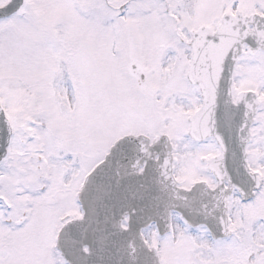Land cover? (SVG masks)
<instances>
[{
    "label": "water",
    "instance_id": "obj_1",
    "mask_svg": "<svg viewBox=\"0 0 264 264\" xmlns=\"http://www.w3.org/2000/svg\"><path fill=\"white\" fill-rule=\"evenodd\" d=\"M250 26L254 28L253 31H250ZM245 45L252 54L263 48V19L225 17L214 35H210L207 29L192 34L193 55L188 80L200 88L203 107L190 120L191 137L199 142L214 138L220 146L221 155L213 160L211 169L220 181L219 188L211 191L201 184L190 192L178 189L172 174V159L168 154L170 149L167 142L161 143L155 149L161 156L155 164L164 187L160 191L166 197V203L157 205L150 212L151 215L142 216L135 207L137 201L132 202L129 191L123 185L111 192L105 189L107 180L118 170V165L125 162L122 155H126L131 147L142 145L143 141L131 140L118 144L112 152V156L119 155L118 159L110 164L111 158L107 159L92 176V191L86 189L82 199L84 219L69 224L64 231V238L69 240L68 246L61 250L70 264H121L123 260L115 251L116 245L120 244L128 255L142 259V264H160L156 251H150L144 243L141 231L153 221L157 222L161 231L163 222L170 221L171 211L181 214L193 228L206 227L216 239L229 236L228 196L232 187L235 186L246 198L251 189L259 186V181L249 174L246 155L257 101L253 95H241L235 105L232 98L234 66L243 54ZM5 122L10 133L0 137V162L7 155L12 136V128L0 105V124ZM142 146L146 151L141 155L148 157L153 154L148 145ZM156 175L154 169L149 168L143 181L155 182ZM225 181L229 183L228 190L224 186ZM156 211L159 213L154 214ZM126 216L130 218L128 231L122 228ZM84 247H88L89 254L84 252ZM135 264L140 262L136 261Z\"/></svg>",
    "mask_w": 264,
    "mask_h": 264
},
{
    "label": "rangeland",
    "instance_id": "obj_2",
    "mask_svg": "<svg viewBox=\"0 0 264 264\" xmlns=\"http://www.w3.org/2000/svg\"><path fill=\"white\" fill-rule=\"evenodd\" d=\"M236 5L240 6V8L242 9V13L246 16H251L259 12L261 14H264V0H161V7L163 8V11H161L160 8H150L144 5H137V7L134 9L132 13L134 27L132 29L130 39L132 40L133 37L135 42H137L134 48L137 47L138 51H140V48L138 47V43L140 40L143 43H145L143 44V46H145L143 50L146 49L147 47L152 49L153 48L152 46L156 45V43L159 41V37H163L164 40L166 39L169 41L170 39L169 33L171 30V32L173 33L176 32L175 35L176 36L179 35L183 39L185 45H187L190 40L191 31H196L202 26H207L210 27L212 30H215L217 26L220 24L222 15L225 16L226 14H230V12L232 13V15H235L234 13H235ZM92 11H95V7H93ZM169 17L172 19H168ZM111 23H113V21L109 20L107 16H101L100 20L96 23L95 30L93 32V38L98 36ZM173 26H178V27L174 29ZM178 32L180 33L178 34ZM171 42H173V40H171ZM120 43L118 45V48L113 50L112 53L113 58L111 60H105L102 53L99 50L96 49L93 50L92 58L88 62L87 67L85 68L87 79L81 82L80 87L75 86L74 80L70 77V73L68 71H65L63 73V79L60 81V87L62 89H65L66 93L69 92V84L71 83V86L77 90L79 99H81L85 94L87 95L88 98L87 110L90 111L87 112L86 117L90 121L88 114L92 111V154L94 155L101 154L103 152L100 150V148L96 149L94 145L97 144L95 140L101 142L102 139L104 140L107 138L106 135L107 129L108 131H111L115 127H120L122 124L126 126L124 122L122 123L117 120L119 119L117 112L114 114H110L107 110L109 109L110 111H114L115 106L113 102L115 101V98H119L118 96H116L118 91H120L119 87L120 85L125 87L123 82L115 83L108 78V77L111 78L117 77V74L120 75L121 77L123 74L122 72L123 70L122 69L117 70L116 67V63H124V59L118 60L119 54L124 53V48L120 47ZM169 45L170 42H168V45L166 46ZM133 46L134 43L132 42L131 47ZM158 46H159L158 48L160 49V45ZM177 46L174 48L176 49ZM184 49L185 47H182V49L180 50L181 56L187 54V50L184 51ZM143 53H146V51H143ZM150 53L153 56L155 55V53L153 52ZM158 56L159 55H157V57ZM96 62H98L99 69H101V72L97 70ZM90 63H92V69H91V74H88L87 68H90L89 65ZM182 65L185 66V63ZM262 68L263 67H261V69ZM182 74L183 71L181 73V76ZM259 75L260 72L258 73V77ZM258 77H257V81L259 83L260 80ZM261 77H262V73H261ZM124 81H126V79ZM262 85L263 84H260L259 87ZM260 89L262 88L260 87ZM260 93L262 94L263 106L260 111V119L258 121L257 129L263 130L264 127L263 90H261ZM27 95L28 94L23 92L22 89H17L9 97L7 106H5L4 103L1 101L4 107L6 108L9 116L13 117L15 123H17L18 135L16 141L17 146L15 151L20 152L22 156H24L23 158H21V162L20 160L19 162L11 161L12 164L17 163L18 165L21 166L23 164L25 168L27 162H29V159L28 158L26 159L27 155L28 156L33 155L34 159H37L38 157L42 156L43 152L42 150H40V145H39L41 144V141L38 138L43 137L44 134V129L47 123L42 119L45 116L51 117L50 118L51 121L49 122L48 125L54 128V130L60 128V125H64L63 128L65 130L76 131L79 134L80 139L81 140L85 139L87 142V139L85 137L86 135L85 128L79 125L76 119L72 118V115L76 110L75 104L74 106L72 105L70 106L67 102H64L62 104L61 108L65 110V112H63L64 123H62V119L56 118L57 116L56 113L63 114L62 111L60 112V109L59 111L57 110L56 105H50L47 102H45L48 104V106L44 103L34 106L27 99H25ZM61 96L63 99L65 94L62 92ZM66 97L67 98L69 97L68 100H70L69 94L68 95L66 94ZM179 101L182 102V98ZM194 101L195 102L197 101L196 97H194ZM196 105L197 103L195 104V106ZM31 107L33 108V111L30 110ZM41 107H44V110H42ZM66 116L70 117L71 123H67V120L64 118ZM34 123H36L37 125H35ZM67 124L72 126H66ZM127 126L131 127L130 121H129V125ZM186 130H187V126L184 129V126H178V125H174L169 129L168 134L172 137V139L175 141V144L178 145L179 148L181 145L185 146L184 141L187 138ZM128 131H130V129H128ZM181 150L184 151V149ZM19 169L21 170V167H19ZM15 173L17 172L13 169V167H11L6 162L5 166L0 169V191L4 192V190L10 186V183L15 178L14 176L11 177V174H15ZM178 223L179 220L176 221V225H178ZM182 227H184V225ZM235 227L238 230V234L236 236L238 238L237 240L239 241L240 248L243 249L248 248L249 243L247 241L248 240L247 236H250V234L247 233L246 231L242 232L241 228L237 226ZM256 228L253 227V231H254L253 235H256L257 238L259 237L264 243V225H262L261 221L256 223ZM178 231L182 232L180 228L177 229V232ZM56 232L54 233L53 237L56 235ZM201 233H202L201 231H198L195 234L198 235ZM195 234H193L194 237ZM45 235L47 236L40 238L39 244H37V247H39V255L44 258L49 257L48 262L55 261V264H61V262H59L61 261V258L59 256L57 257L56 254H54L55 256L53 255L54 251H53V241L51 237V231L48 229ZM181 240L182 239H180V241ZM207 241H208V248H210L212 244L211 240H207ZM4 243H5L4 240L0 241V250L2 249ZM154 243L155 245H159V243L168 244L171 250H178L175 239L172 237L165 239L159 238V242L156 238L154 239ZM250 257H251L250 253H248L244 259L238 257L236 263L241 264L242 260L247 262ZM35 259L36 256L34 260L33 258L31 259L32 264H35L34 263ZM175 259H176L175 256L171 255L169 257V261L167 264H174ZM56 261H58L59 263H57ZM207 264H211V263L208 262Z\"/></svg>",
    "mask_w": 264,
    "mask_h": 264
},
{
    "label": "snow or ice",
    "instance_id": "obj_3",
    "mask_svg": "<svg viewBox=\"0 0 264 264\" xmlns=\"http://www.w3.org/2000/svg\"><path fill=\"white\" fill-rule=\"evenodd\" d=\"M137 5L163 11L161 0H0V101L7 106L13 92L22 89L34 106H62L63 73L68 71L80 87L94 49L111 60L132 33ZM101 16L113 23L93 38ZM74 103L72 118L78 119L88 107L87 95L74 96ZM9 133L6 122L0 124V137ZM0 264H12L2 250Z\"/></svg>",
    "mask_w": 264,
    "mask_h": 264
},
{
    "label": "flooded vegetation",
    "instance_id": "obj_4",
    "mask_svg": "<svg viewBox=\"0 0 264 264\" xmlns=\"http://www.w3.org/2000/svg\"><path fill=\"white\" fill-rule=\"evenodd\" d=\"M253 67V64H247L244 71L252 73ZM174 72L175 70L171 73V76H174ZM134 74H136V70H134ZM175 82L176 81L172 77H168L167 81L164 82V87L162 86L163 91H160L156 96L151 92H146V95L142 97L143 101L138 105V108L141 109L142 112L153 109L154 111H157V109H163L167 110V112L175 113L181 111L183 108L190 109L192 107V92H175ZM238 82L242 83L241 81ZM248 83V80L243 81V84L245 85ZM144 85L145 84L140 82L141 88H143ZM181 98H183L184 101L180 102L179 100ZM57 110L59 111V108H57ZM56 115V118L62 119V114L56 113ZM50 118L51 117L45 116L42 119L47 123L43 137L40 138V150L43 152L42 156L37 159H34L33 155L26 156V159H29L26 167L31 170V173H28L27 170L28 175L26 177L31 178L33 183H36L37 180L39 181L38 188L40 193H36V195H40V204L43 205V207L58 208L54 210L53 214L47 216L46 222L52 224L59 220L60 222L65 223L67 220L74 219L76 216L80 215L78 194L81 188L82 177L87 176L92 171V123H89L88 127H85L86 142L85 139H80V136L76 131L65 130L63 128L64 125H60V128L54 130V128L48 125L51 121ZM62 123H64L63 119ZM14 125L17 126V123L14 122ZM66 126L72 125L67 124ZM260 136H262V134L256 136V132L254 131V138L252 139V144L249 148V164L251 170L254 173H258L264 183V137ZM193 145L198 146L196 144ZM174 151L176 167L179 162L177 161L179 151L176 146H174ZM198 155L200 160L194 161L191 166H186L184 178H180V183L183 181L187 183L188 181L194 180H206L210 185H213L215 181L208 173V163L214 156V150L213 148H202L198 151V154L194 156ZM13 157L14 160H16L14 162H19V160L21 162V158H23L17 153ZM38 162L42 166V177H39V179L36 180L33 178V174L35 175L34 172ZM13 165L14 167L23 166V164L21 166L17 163H14ZM31 179L29 180L31 181ZM31 189L29 188V190ZM18 194L19 193L11 192L10 190H7V192L4 193V195L13 196H17ZM36 205H38L36 196L26 198L24 202L16 204L11 209L10 219H6L4 222L8 221L7 223L10 225V223L12 224L13 222L18 221L16 220V215L21 213L22 215L26 214V216H28L29 212L27 211H31ZM230 213L233 222L232 225L241 228L242 232L246 231L250 234V236H247L249 247L244 249L240 248L239 241L237 240L238 238L234 235V241L219 244V259L225 260L224 254L225 252H229L234 255L232 263L235 264L238 257L244 259L245 256L250 253L251 257L248 259V263L242 260L241 264H264V243L259 237L257 238L256 235H253V227L256 228V223L260 221L264 222V220L258 219V217L264 219V187L251 201L246 203L242 202L239 194L234 193L231 198ZM27 221L31 222L30 219L27 220L26 218V222ZM235 230L238 233L236 227ZM29 232L30 229H24L19 234H17L16 231L8 230V232L6 231L2 236L4 239L7 238L9 240L6 239L9 245L13 246L12 243L29 237ZM193 247L196 246L194 245ZM230 249H233V252H231ZM3 253L12 264L30 263L31 257L28 253H16L12 250H5ZM185 253L184 258L187 259V264H202L204 261V257L201 256L202 253H200L201 255H198L199 252L195 249L186 251ZM204 254H206V252H204ZM224 260H221L220 264H224Z\"/></svg>",
    "mask_w": 264,
    "mask_h": 264
},
{
    "label": "bare ground",
    "instance_id": "obj_5",
    "mask_svg": "<svg viewBox=\"0 0 264 264\" xmlns=\"http://www.w3.org/2000/svg\"><path fill=\"white\" fill-rule=\"evenodd\" d=\"M139 146L140 147L137 151H132L131 149H129L126 155H122V158L125 160V162H123V164H121L120 166L118 165V170L110 177L109 181H107L105 189L109 192L110 190L113 191L114 188L123 185V187L129 191V196L132 202L137 201V204H135L136 209H138L139 212L142 213V216H147L151 215L150 212H152L157 205L161 206L166 203V197L160 191L164 187L160 182L155 162H153L152 159L141 155L145 154L146 150L144 146L140 144ZM118 157L119 155H114L110 159L111 161L109 162V164L114 160H117ZM146 161H148L147 170L149 168H153L157 173V175L155 176V182L153 180H150L148 183L147 181H143L145 180L146 172L144 173V175L138 177L135 174V171H138V169ZM141 188H143L146 193H144ZM203 211L204 213H206L205 208H203ZM157 213H159V211L154 212V214ZM115 248L117 255L120 259L123 260V263L121 264H135L136 261H139L140 264H142V259L139 260L128 255V252H126L121 247V244L116 245Z\"/></svg>",
    "mask_w": 264,
    "mask_h": 264
}]
</instances>
